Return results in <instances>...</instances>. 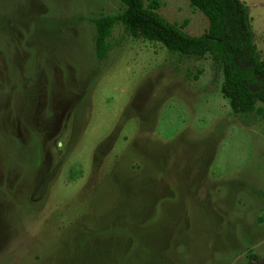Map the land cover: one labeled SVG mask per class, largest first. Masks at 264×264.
I'll list each match as a JSON object with an SVG mask.
<instances>
[{
	"label": "rangeland",
	"instance_id": "rangeland-1",
	"mask_svg": "<svg viewBox=\"0 0 264 264\" xmlns=\"http://www.w3.org/2000/svg\"><path fill=\"white\" fill-rule=\"evenodd\" d=\"M240 1L264 60V0ZM159 2L187 35L206 32L189 0ZM124 9L0 0V264L264 258V118L232 112L208 56L120 23L98 58L93 20Z\"/></svg>",
	"mask_w": 264,
	"mask_h": 264
},
{
	"label": "trees",
	"instance_id": "trees-1",
	"mask_svg": "<svg viewBox=\"0 0 264 264\" xmlns=\"http://www.w3.org/2000/svg\"><path fill=\"white\" fill-rule=\"evenodd\" d=\"M120 1L125 6L122 13L93 20L98 58L105 57L107 38L112 27L120 23L133 38L158 43L171 53L197 58L208 56L222 72L220 91L232 112L244 116L257 112L264 118V60L254 43L249 8L244 3L240 0H189L208 21L203 35L189 36L159 14V0ZM251 87L257 89L253 91ZM7 142L16 154L28 149L21 145L17 148L14 138ZM20 160L17 158L13 167L24 171L17 168ZM247 258L246 264H264V258L255 254L250 253Z\"/></svg>",
	"mask_w": 264,
	"mask_h": 264
},
{
	"label": "water",
	"instance_id": "water-1",
	"mask_svg": "<svg viewBox=\"0 0 264 264\" xmlns=\"http://www.w3.org/2000/svg\"><path fill=\"white\" fill-rule=\"evenodd\" d=\"M256 89H257V88H255V87H251V90H253V91L256 90Z\"/></svg>",
	"mask_w": 264,
	"mask_h": 264
}]
</instances>
